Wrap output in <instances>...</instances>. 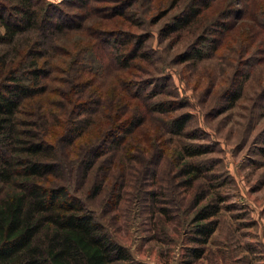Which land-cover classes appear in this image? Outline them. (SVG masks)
Returning a JSON list of instances; mask_svg holds the SVG:
<instances>
[{
    "label": "trees",
    "instance_id": "obj_1",
    "mask_svg": "<svg viewBox=\"0 0 264 264\" xmlns=\"http://www.w3.org/2000/svg\"><path fill=\"white\" fill-rule=\"evenodd\" d=\"M139 1L122 0L109 9L110 16L135 25L133 15H126L124 9ZM181 2L184 4L180 11L160 29L162 40L183 32L195 36L177 54L179 64L203 61L209 48L214 55L236 27L254 25L259 28L253 30L255 34L264 33V4L260 0H173L170 10L156 22ZM216 2H223L226 8L218 9L213 14L216 19L206 24V12ZM72 3L73 0L60 4L48 0H0V264H144L109 235L84 200L71 190L70 183L60 184L58 177L67 164L83 188L97 160L110 147L122 148L145 127L150 116L169 113L176 102H153L156 93L147 96L150 100L146 99L142 106L133 104L129 96L122 100L116 94L94 97L88 90L95 81L86 75L90 70L81 57L89 51L80 44L73 50L70 43L72 31L81 30L84 24L78 22V14L61 10L62 5ZM237 4L244 8H237ZM232 18L237 22L231 23ZM254 37L245 38L248 50H256V42H247ZM148 38L149 35L123 29L109 32L103 28L96 37L102 48L114 46L111 57L118 72L148 59ZM124 46L127 48L123 50ZM56 73H62L64 78H57ZM90 73L98 75L99 71ZM55 82L63 87L55 91ZM243 85L244 82L228 93L229 108L243 96ZM131 90L126 89L127 93ZM190 117L181 114L172 117L165 128L161 125L162 133L157 135L160 144L166 145V135L196 139V133L187 132ZM162 122L165 124V120ZM205 147L176 143L171 153L182 175L188 176V185L213 170L191 161L208 153ZM61 149L66 152L64 156ZM164 155L161 152L160 156ZM103 189L100 183L94 192L99 195ZM219 212V205L208 204L197 214V233L203 244L217 229L216 221L203 222ZM202 255L197 250L196 257Z\"/></svg>",
    "mask_w": 264,
    "mask_h": 264
},
{
    "label": "rangeland",
    "instance_id": "obj_2",
    "mask_svg": "<svg viewBox=\"0 0 264 264\" xmlns=\"http://www.w3.org/2000/svg\"><path fill=\"white\" fill-rule=\"evenodd\" d=\"M48 1L60 4L67 0ZM121 2L73 0L74 5L61 6L65 13L78 14L80 19L76 21L84 24L81 30L72 31V49L85 45L82 47L89 51L81 56L85 66L90 72L99 71L98 75L86 73L90 81L96 82L88 91L94 97L116 94L122 100L129 96L137 106L156 93L153 102H176L174 109L150 116L145 127L122 148L110 147L97 160L83 188L67 164L58 182L70 183L71 190L84 200L109 235L138 262L264 264V33L255 34L253 30L259 28L254 25L236 27L214 55L209 48L203 61L179 64L177 54L195 36L183 32L162 40L160 29L184 3H178L156 22L170 10L173 0H140V4L124 9L126 15H133L132 26L122 17L110 16L109 9ZM260 3L264 4V0ZM215 4L206 12V24L216 19L213 14L218 9L226 8L223 2ZM236 6L244 8L243 4ZM100 28L149 35L145 43L150 52L148 59L118 72L111 57L114 46L104 45L103 49L96 39ZM253 34L255 37L247 42H256L255 51L248 50L245 42ZM55 76L64 78L62 73ZM243 82V96L229 108L228 93ZM53 86L55 91L63 87L58 82ZM126 89L132 90L127 93ZM185 113L191 116L187 132L196 133L197 138L166 135V145H161L157 139L162 133L161 125L165 128L172 117ZM182 142L209 150L191 160L213 168L193 185H188V176L182 175L176 157L171 155L176 143ZM60 152L64 156L65 151ZM100 183L104 189L96 195L94 191ZM208 204L219 205L220 212L203 222H217L215 233L203 244L196 217ZM197 250L203 253L201 258L196 257Z\"/></svg>",
    "mask_w": 264,
    "mask_h": 264
}]
</instances>
